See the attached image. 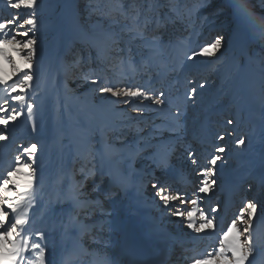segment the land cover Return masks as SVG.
<instances>
[{"label": "rangeland", "instance_id": "1", "mask_svg": "<svg viewBox=\"0 0 264 264\" xmlns=\"http://www.w3.org/2000/svg\"><path fill=\"white\" fill-rule=\"evenodd\" d=\"M231 1L234 5L246 4L257 17L264 16V0ZM70 2L74 30L71 35L59 21L58 12L63 0H38L35 9L38 21L35 31L37 43L34 46L36 53L32 69H25L33 75L31 86L23 93L17 90V93L9 95L5 87L0 85V106L16 108L21 112L17 120L10 121L8 126L0 125V132L7 137L0 141V176L6 175L7 170L14 166V157L17 155L22 157V162L32 163L35 176L34 201L29 210L30 228L46 234L43 243L47 244V262L60 264L61 257L67 251V244L69 249L75 250V255L69 258L75 259L77 255H82L76 252L80 246L76 242L79 237L76 239L73 235L70 239L68 236L76 235L77 227L85 225L90 217L96 219L97 216L113 215L115 219L110 221L109 226L112 238L105 243L102 240H106V237L92 240L84 235V239H80L84 242L82 249L85 255L76 262L101 264V259L102 264H110L117 257L112 255L121 251L118 240L123 236L125 218L139 208L149 216L150 234L156 239L159 249L169 248V245L173 249L180 248L181 241L190 246L187 239L194 236L200 238L207 234V230L205 233H196L187 227L186 218L173 216L171 212L177 208H197V220L199 211H204L209 218L221 216L222 220L227 184L233 182L238 174H243L244 183L237 192L242 198L238 205H233V212L225 215L222 226L226 229L232 219L239 215L247 198L254 202L260 193H264V189L251 191V195L250 191L246 193L250 184L248 178L253 176L252 173L264 177V107L249 102L253 94L247 87L242 86L240 89L242 68L247 64L248 78L252 79L257 88L264 89V32L247 23L250 39L245 43L247 31L239 39L234 28L243 18L227 0H211L207 6H199L201 0ZM133 6L140 11L141 23L145 17L153 20L145 30L148 38L156 28L154 21L157 16L161 19L165 16L170 18L160 30L165 44L172 42L170 46L152 50L145 47L144 40L132 39L134 33L127 31L131 27V19H125V16L136 14ZM150 6L152 11H149ZM16 11L7 7V0H0V19L9 18ZM19 12L22 17L27 14V10ZM217 34L226 38L220 52L212 56L199 55L200 46ZM53 38L58 41L50 45ZM129 48L131 59L127 51ZM191 50L198 54L194 60L186 58V54L191 55ZM14 59L23 65L19 57ZM90 71L99 74L100 82L97 85L83 80L81 74ZM11 72V64L0 61V76L8 79L9 84L22 76L21 73L11 76ZM199 83L205 84V87L198 89L194 99L189 100L187 93ZM105 85L121 89L139 87L154 96L163 92L160 98L164 103L156 105L144 101L143 104H125L123 97L98 91L100 86ZM64 86H68L66 91ZM16 94L24 95L25 103L11 99ZM28 103L34 106L31 117L27 112ZM136 106L143 109L142 114L133 111ZM3 114L0 112V115ZM184 115H189V119L182 123ZM228 120L233 123L228 124ZM36 121L39 123L30 131L32 123ZM186 124H190L191 136L184 141ZM203 131L210 143L197 147L194 140ZM33 134L36 135L35 141ZM241 137L245 143L237 146L236 141ZM188 141L194 145L190 147L188 157L173 166L168 164V168H183V174H186L189 170L186 165L192 155L202 165L218 154L221 159L215 166H209L213 168L214 174L208 180H214L215 183L207 193H199L204 175H194L192 178L195 181L191 182L193 187L177 191L186 200L198 198L197 206L180 205L177 201V205L172 207L170 203L166 208L158 196L146 198L143 205L142 196L138 192L140 183L144 187L151 183H163L165 175L152 176L153 172L158 171L155 164L174 151L172 146L182 148ZM32 144L37 146V151L33 158L25 161L26 153L23 149ZM217 147H223L225 151L216 153ZM207 154L209 158H203ZM136 166L142 169L138 180L128 171L130 168L134 170ZM89 172L94 175L85 178ZM224 174L228 176L226 180ZM107 176L114 177L119 183L108 194L105 192ZM164 184L169 188L178 183L171 180ZM83 188L89 194L82 198L101 199L104 204L108 201L112 208L98 207L95 214L87 209L75 210L68 193L76 194ZM158 188L154 190L155 193ZM118 196L123 198L115 200ZM262 212L263 208L258 214ZM219 234L220 229L217 228L215 243L209 244L210 247L201 245L194 257L204 255L200 254L202 247L214 253L212 249L219 247ZM34 239L39 240V237L34 236ZM146 244L150 246L147 241ZM183 247L186 248L182 250H188L187 246ZM173 249L168 256L170 264H192V260L188 263L176 262L174 259L186 252ZM259 250H264V240ZM251 258L246 263L250 264Z\"/></svg>", "mask_w": 264, "mask_h": 264}, {"label": "snow or ice", "instance_id": "2", "mask_svg": "<svg viewBox=\"0 0 264 264\" xmlns=\"http://www.w3.org/2000/svg\"><path fill=\"white\" fill-rule=\"evenodd\" d=\"M211 0H201L199 6H207ZM7 7L12 10H17L9 18L0 19V61L11 64V76H16L21 73L22 76L18 80L8 83V79L0 76V85L5 87V90L11 93L25 92L26 88L31 86L33 75L30 71L33 67L32 61L36 53L35 31L37 29V17L35 9L38 7V0H7ZM237 14L242 17L249 25L264 32V16L257 17L246 4H235ZM27 10L25 16H21L19 10ZM135 15L125 16V19H131V27L127 31L134 33L132 39L144 40L145 47L152 50H158L161 47L171 45V41L165 44L163 33L160 32L170 18L165 16L163 19L157 16L155 19L156 28L150 38L146 37L145 30L147 25L153 23V20L145 17L144 21L140 22V11L133 6ZM149 11H152L151 6ZM32 33V36H29ZM18 37L25 39H18ZM225 36L217 34L214 38L205 41L200 46L199 55L212 56L216 52H220L225 42ZM26 50V54L25 53ZM129 58L131 59V48L128 50ZM198 54L195 50H191V55L186 54V58L194 60ZM14 57H19L24 63L21 66ZM79 64V61L76 62ZM82 78L85 82L91 81L92 85H97L100 82V76L94 71L82 73ZM191 83V82H190ZM205 84L199 83L190 88L187 93V98L193 100L198 94V89H203ZM98 91L101 93H110L114 97H123L125 104L136 103L143 104L144 101H150L156 105H162L164 101L160 98L164 95L161 92L158 96L151 95L149 92L136 88H114L112 86H100ZM11 99L23 104L25 96L16 94L11 96ZM7 103V101H5ZM33 105L27 104V112L29 117L33 112ZM137 114H142L143 109L139 106L133 108ZM0 125L8 126L10 121H16L21 115V112L16 108H4L0 106ZM232 124V120L227 121ZM142 131V129L140 130ZM7 137L0 132V141L6 140ZM223 139V137H220ZM245 143L244 138H239L236 141L237 146ZM26 153L25 161L34 157L37 151V146L32 144L23 149ZM216 153H223L225 148L217 147ZM191 155V154H190ZM221 159L220 155H213L209 160L211 166H215L217 161ZM193 163L195 161L193 160ZM213 168H206L203 172L204 179L199 193H207L215 181L209 182L208 177L213 175ZM94 173H86L85 178ZM34 176L35 169L30 162H22V157L17 155L14 157V166L7 170L6 175L0 176V264H47L46 249L47 244L43 243L46 240V234L39 230L30 228L31 218L29 210L34 201ZM157 188L156 184L152 185ZM78 195L74 197L78 201ZM156 196L160 198L164 206L167 208L170 202H179L180 205L191 204L197 206L198 198L184 199L178 194H165V186L161 185ZM197 208L180 209L171 212V215L186 218L187 227L196 233H205L206 230L211 231L215 228L214 218L209 216L204 211H199V220H197ZM215 211V209H212ZM257 213V203L252 200L247 201L239 210V215L232 219L226 230L221 229V233L217 235L219 247L214 253H208L200 258H193L192 264H245L249 261V257L254 253V241L252 236L253 220ZM245 216L247 218H245ZM11 217V219H9ZM239 222V223H238ZM242 226V228H241ZM39 237V240L34 239ZM230 254V255H229ZM65 264H69L65 260Z\"/></svg>", "mask_w": 264, "mask_h": 264}, {"label": "bare ground", "instance_id": "3", "mask_svg": "<svg viewBox=\"0 0 264 264\" xmlns=\"http://www.w3.org/2000/svg\"><path fill=\"white\" fill-rule=\"evenodd\" d=\"M227 2L229 4H232V6H234V4L232 3L231 0H227ZM70 5H71L70 0H63L61 8L58 12L60 24H62L65 27V30L69 35H71V33L74 31L73 26H72V22H71V17H70V15H71ZM245 31H247V33H248L247 22L243 19V20L239 21L238 23H236V26L234 28V32L240 37L239 39H241L244 37L243 34ZM249 39H250V37H249V33H248L247 38H244L245 43H247V41ZM56 41H58V40H56V38H53V39H51L49 44L50 45L55 44ZM47 47H50V46L47 45ZM248 66L249 65L247 64L246 66H244L242 68V76H241L242 77V83H241L240 89L242 88V86L247 87V90L249 92L251 91L253 94V96H251V99L249 100V102L251 104H252V102H253V104H254V102H255V104L257 103V107H264V103H263L264 89L261 90V89L257 88V85L254 84L252 79L250 77L248 78V71H247ZM67 87L68 86H64L65 91L67 90ZM188 117H189V115L185 116L182 119V123H183V121H188V119H189ZM38 123H39V121H38ZM38 123H37V121L33 122L31 125L30 131H32V129H35V127ZM189 128H190V124L189 125L186 124L184 126V130L186 132V136L183 137L184 141H186V139H188L191 136V131ZM200 134H199V136L197 134V138L194 140L196 143L195 145L197 147H203V145H205V143H210L209 139L207 140L205 137V131H203ZM33 140L34 141L36 140V135L33 136ZM183 144H182V146H183ZM191 146H194V145L192 143H190L189 141L185 142V145L182 148L181 147L179 148L176 145L172 146L174 148V151L171 152V154L168 157L166 156L165 158H163L160 163L155 164L154 167L158 168V171L153 172L154 174H152V176L153 177H157V175H160V177H162L163 175L166 176L165 179L163 180V183L159 182L160 184H156L157 188L161 185H165L164 183L166 181L172 180V181H176L178 183L177 185H171L169 188H167V185H165L166 186L165 187V194L175 195V194H177L178 190H181V189L187 188V187H189V188L193 187L192 186L193 184L191 182L195 181V178H192V177L194 175L196 177L203 175L204 167L208 168L209 166H211L209 164V161L204 162L202 165L197 163L198 158L196 160L195 156L192 155L191 161L189 160L190 162H188V164L186 165V167H189V170L186 172V174H183V170H182L183 168L182 169H175V170L168 168V164L171 163V165L173 166L176 164L177 161H181L183 159H186L188 157V153L190 151ZM81 157H83V156H81ZM203 158H209L208 154L203 156ZM193 160L195 161V163H193ZM247 166L249 167V165H247ZM128 171H129V173H131L134 176V178L136 180H138L139 175H141L142 169H141V167L136 166L134 168V170L130 168ZM200 172H202V173H200ZM155 174H156V176H154ZM252 174H253V176L248 178V180H250V182H249L250 184L246 190L247 194L250 191L249 195L252 194L251 191L254 192V190L256 191L257 189H264V177H262L260 173H259L260 175H254L255 173H252ZM224 175H225L224 178L226 180L228 178V176H227V174H224ZM221 177L223 178V176H221ZM236 179L238 181H235ZM243 179H244V175L238 174L237 177H235V180L233 182L230 181L229 184H227V187L225 189L226 195L224 194L225 211L222 212L223 213L222 216L224 218H225V215L233 212L232 211L233 205L234 204L238 205L239 199L242 198L240 195H237V192H238L239 186L244 183ZM160 181H162V179H160ZM105 184L107 185L106 190H105L106 194L111 193L115 187L119 186V183L116 181V179L114 177L109 178L108 176L105 178ZM153 184H155V183H153ZM153 184L151 183L150 185L144 187L143 184L140 183V188L138 189V192H140V195L142 196L141 202L143 205H145V203H146V198H149V199L150 198L151 199L157 198L156 193L154 191L156 188H153V186H152ZM251 188H253V189L251 190ZM141 189H142V192L140 191ZM88 194H89L88 190L86 191L83 188L81 190V192H79L78 201H77L76 199H74V197L77 195V193L76 194H73V192L68 193V195L70 197L69 199L72 202V204L74 205L75 210L81 211V210L87 209L88 212L92 211V213L95 214L96 209H98V207L104 206L105 208H112L108 201H106L104 204V203H102L101 199H97V198L96 199H91V198L85 199V198H82L83 195L87 196ZM122 198H123L122 196H118L116 199L115 198L114 199L115 200H117V199L121 200ZM89 201H90V204H87ZM247 201H249L248 198L246 201H244V203H247ZM254 202L257 203L258 211H261L263 208V212L258 214V211H257L256 217L253 220V225H252L251 231H252V236H253V241H254V253H253L252 258L250 260L251 262H249V263L250 264H264V250H262V251L259 250V246L261 245V243L264 240V238H263L264 237V193H260V197L258 198V200L254 201ZM170 203H171V206L175 205V204L177 205V202H170ZM171 206L169 207V209L171 208ZM189 206H193V205L189 204ZM259 206H261L260 207L261 210H259ZM139 209L140 210L132 211L131 213H129L127 215L128 217L125 218L126 219V226L124 227L123 236L118 240V243L121 245V251L122 252L120 251L116 255L113 254L112 257L113 256L114 257L117 256V257L113 258L111 260L110 264H120V263L121 264H142V263L143 264H167L168 263V256L170 255V252L173 249L172 246L169 245V248H165V249L160 248L161 250L159 249V247L156 246L157 245L156 239H154V237L150 234V228H149V224H148L149 216H148V214L143 213L141 208H139ZM114 219H115V217L113 215L112 216H109V215L97 216L96 219H91V217H90L85 225L78 226L77 227L78 230L76 232L77 234L76 235L72 234V235L68 236V238L69 237H70V239H71V237L73 238V235H74V237H76V239H78V237H79V239L76 242L78 243V246H79V244H80V246L78 247V250L76 252L82 253V255H80V256L77 255L75 259L69 258V257L73 256V254L75 255V250L73 251V249H69V244H67V247H66L67 251L61 257L60 264H65V260H68L69 264H77L76 263L77 259H80V260L83 259V256L85 255V253H83L82 245H84V242H82V240L80 238L84 239V235L89 237V238H92V240H95V239L101 240L102 239L101 237H106L107 239L102 240V241H105V243H107L109 241V239L112 238V234L110 233L109 226H110V221H112ZM223 219L221 220V216L216 217L214 219L215 228L211 231L207 230L206 235H204L200 238L194 236V238L187 239L188 241H190V246H189L188 250H184V252H186V253H183L181 257L175 258L174 260H177L176 262L182 261L183 263H188L197 254V251L201 247V245H204L205 247H210L209 244L215 243L216 229L217 228L220 229V233H221V229L226 230L224 228V226H222ZM176 220L177 219H174L173 221H176ZM176 224L177 223H174V225H176ZM106 234H108V236H106ZM145 237L147 238L146 240H144ZM146 241L149 242L150 246L146 244ZM68 242H69V240L67 241V243ZM181 242H182V244H181L182 247L187 246L183 243V241H181ZM164 246L166 247L167 245H164ZM129 248H131V249L129 250ZM152 248L155 250L154 252H152ZM212 250L215 251L216 249L213 248ZM207 252H209V251L203 250V247L200 249V254L203 253L204 255H206ZM197 256H199V254ZM46 258H47V255H46ZM99 262L101 264L103 263L101 259H99ZM47 264H51L50 261L47 262ZM246 264H248V263H246Z\"/></svg>", "mask_w": 264, "mask_h": 264}]
</instances>
